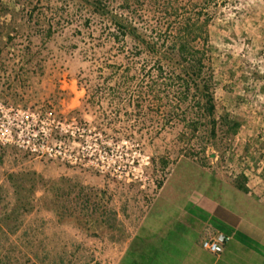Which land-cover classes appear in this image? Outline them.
I'll return each mask as SVG.
<instances>
[{"label":"rangeland","instance_id":"1","mask_svg":"<svg viewBox=\"0 0 264 264\" xmlns=\"http://www.w3.org/2000/svg\"><path fill=\"white\" fill-rule=\"evenodd\" d=\"M124 2L110 0L117 13L123 12ZM4 8L15 14L3 15ZM19 10L16 0H0V37L3 44L9 34L15 37L0 58V130L10 123L17 135L34 125L32 129L45 132L50 147L61 146L62 154L39 155L0 144V264H43L40 250H24L20 238L29 226L24 221L54 214L42 208L43 188L30 198L35 209L26 212L22 206L29 200L30 184L12 183V175L18 179L34 173L49 182L67 178L105 191L120 203H149L173 172L166 196L177 187L206 186L203 171L232 179L252 154L264 153L263 0H232L211 9L217 115L229 114L242 123L224 153L203 152L205 144L189 136L180 140L188 131L185 126L166 125L164 112L153 106L138 108V101L147 98L140 87L153 80L137 70L124 72L127 56L111 40L106 21L68 0H43L35 15L39 25L29 24ZM140 14L141 27L155 24L150 6ZM47 27L53 28L49 39ZM11 109L40 117L23 122ZM106 236L94 239L103 243ZM30 241L39 246L35 235ZM86 243L81 242L87 254L78 255L77 263L103 264V246L94 257Z\"/></svg>","mask_w":264,"mask_h":264},{"label":"trees","instance_id":"2","mask_svg":"<svg viewBox=\"0 0 264 264\" xmlns=\"http://www.w3.org/2000/svg\"><path fill=\"white\" fill-rule=\"evenodd\" d=\"M68 1L111 26L106 27L111 40L121 45L127 56L126 74L137 70L146 79L153 80L140 87L147 98L138 101L139 109L145 105L153 106L164 112L166 125L185 126L188 131L179 139L185 141L189 136L205 144L203 152L208 148L226 152L239 134L242 123L229 114L217 115L215 47L210 28L214 20L211 9L220 5L226 7L232 0H125L122 13L113 10L110 0ZM42 2L16 0L20 6L18 15L27 18L29 24L39 25L35 15ZM147 6L155 10V24L141 27L139 22L143 17L140 12ZM9 14L13 15L15 11L4 8L3 15ZM52 35L53 28L47 27L46 37L49 39ZM2 40L0 37V58L15 37L9 34L6 44ZM124 80L129 79L124 77ZM23 176L15 179L12 175L10 182L30 184L29 200L22 206L26 212L35 209L30 205V198L38 188H43L42 208L53 212L60 224H71L92 238L113 234L120 239L124 227L112 206V198L105 191L90 189L67 178L49 182L34 173ZM237 185L242 191L247 190L244 177H239ZM16 188L18 195L19 187Z\"/></svg>","mask_w":264,"mask_h":264},{"label":"crops","instance_id":"3","mask_svg":"<svg viewBox=\"0 0 264 264\" xmlns=\"http://www.w3.org/2000/svg\"><path fill=\"white\" fill-rule=\"evenodd\" d=\"M251 156L232 179L203 171L207 184L202 188L177 187L166 196L173 172L149 203H120L112 196L124 227L120 239L113 234L103 243L87 238L51 213L30 217L20 238L24 250L39 249L43 264H82L76 258L87 254L84 240L94 257L103 246V264H264V153ZM239 177L245 178L246 191L238 188ZM216 232L232 236L221 255L202 247L204 237ZM32 234L39 246L30 241Z\"/></svg>","mask_w":264,"mask_h":264},{"label":"built area","instance_id":"4","mask_svg":"<svg viewBox=\"0 0 264 264\" xmlns=\"http://www.w3.org/2000/svg\"><path fill=\"white\" fill-rule=\"evenodd\" d=\"M16 111L17 117L23 122L31 119H36L40 117L39 114L29 113V111ZM21 122V123H23ZM0 130V144L5 146L8 144H15L19 147L30 150L32 153H37L39 155H49L57 156L61 155V146L57 145L50 147L48 145V137L45 132L42 130L36 131L35 126H29L28 128L23 129L19 134H15L13 127L9 123L7 127L3 125ZM129 176V174L127 175ZM232 241V236L226 235L221 232H216L213 234L206 235L202 240V247L206 251L213 253L215 255H221L225 247Z\"/></svg>","mask_w":264,"mask_h":264}]
</instances>
